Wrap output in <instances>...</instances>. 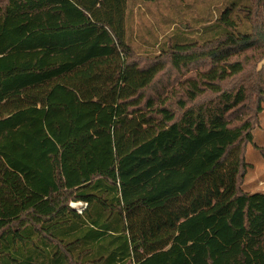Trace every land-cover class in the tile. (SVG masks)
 Returning a JSON list of instances; mask_svg holds the SVG:
<instances>
[{"label":"trees","instance_id":"obj_1","mask_svg":"<svg viewBox=\"0 0 264 264\" xmlns=\"http://www.w3.org/2000/svg\"><path fill=\"white\" fill-rule=\"evenodd\" d=\"M129 2L0 0V264H264V191L242 187L241 148L221 188L131 234L137 213L168 214L253 141L264 0H226L146 62ZM165 60L200 69L149 92Z\"/></svg>","mask_w":264,"mask_h":264},{"label":"rangeland","instance_id":"obj_2","mask_svg":"<svg viewBox=\"0 0 264 264\" xmlns=\"http://www.w3.org/2000/svg\"><path fill=\"white\" fill-rule=\"evenodd\" d=\"M226 4V0H157L143 1L130 0L128 5V36L129 41L141 62H146L148 57L160 54L164 42L171 43L180 29L188 36L200 33L203 25L211 23L219 14V10ZM165 69L157 77L156 82L149 92L163 93L161 86L166 87L168 93L172 89L176 91L181 81L190 74L200 69V66L190 67L186 71H176L171 68L167 60ZM202 67V66H201ZM166 93V94H167ZM164 94V97L167 95ZM242 149L245 160L244 178L241 185L244 190L256 193L264 191V103L263 111L260 114L259 123L253 130V141L242 142L240 147L234 149L229 160L224 166L218 169L214 175L204 176L196 185L190 196L171 201L165 214L164 211L137 213L138 220L134 222L131 234H140L138 226L143 224L145 229L157 224L155 220L161 221L163 216H174L187 210L190 200L202 202L206 194L213 192L215 184L221 188V183L226 181L229 169L234 165L235 158ZM80 206V205H79ZM165 220V219H164ZM162 222V221H161ZM154 225V226H155ZM143 229V227H142Z\"/></svg>","mask_w":264,"mask_h":264},{"label":"crops","instance_id":"obj_3","mask_svg":"<svg viewBox=\"0 0 264 264\" xmlns=\"http://www.w3.org/2000/svg\"><path fill=\"white\" fill-rule=\"evenodd\" d=\"M165 233V234H164ZM175 234V229H171V231L166 233V232H160L156 237H160L163 236L164 238L162 239L161 243H158L156 245H152V246H148V247H144V246H140V248L138 249V254L137 256H135L136 260H141L144 259L145 257L149 256L150 254L156 252V251H160L163 249H166L170 246V242H171V238L172 236Z\"/></svg>","mask_w":264,"mask_h":264},{"label":"built area","instance_id":"obj_4","mask_svg":"<svg viewBox=\"0 0 264 264\" xmlns=\"http://www.w3.org/2000/svg\"><path fill=\"white\" fill-rule=\"evenodd\" d=\"M72 205L79 207V205L82 206V203L81 202H79V203H72Z\"/></svg>","mask_w":264,"mask_h":264}]
</instances>
